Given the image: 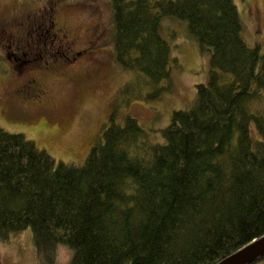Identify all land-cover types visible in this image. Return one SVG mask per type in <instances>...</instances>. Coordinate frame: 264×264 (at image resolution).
Returning <instances> with one entry per match:
<instances>
[{"label":"trees","instance_id":"obj_1","mask_svg":"<svg viewBox=\"0 0 264 264\" xmlns=\"http://www.w3.org/2000/svg\"><path fill=\"white\" fill-rule=\"evenodd\" d=\"M107 3L116 60L145 98L171 89L165 17L210 52L209 80L161 143L116 108L81 166L0 126V240L31 229L38 264H61L62 246L68 264H217L264 236V53L234 0Z\"/></svg>","mask_w":264,"mask_h":264},{"label":"rangeland","instance_id":"obj_2","mask_svg":"<svg viewBox=\"0 0 264 264\" xmlns=\"http://www.w3.org/2000/svg\"><path fill=\"white\" fill-rule=\"evenodd\" d=\"M46 0H0V19L38 14ZM108 0H64L59 16L81 32V47L91 40L86 57L74 68L53 72L46 79L45 104L30 103L20 93L12 92L19 72L5 58L0 37V126L12 133H23L57 161L81 166L91 148L102 139L111 113L118 109V120L135 117L150 143L164 142L162 130L176 110L190 107L196 98V86L210 77V52L203 50L189 33L183 20L162 19V35L177 58L171 69V89L161 98L148 99L138 83L142 77L125 70L115 57L113 39L115 22ZM243 35L250 46L260 45L264 53V0H234ZM41 11L39 12V14ZM104 43V50L93 51L94 27ZM92 29V30H91ZM88 39V40H87ZM101 44L97 41V45ZM43 45V42H42ZM49 45V44H48ZM96 50V49H95ZM59 59H52L53 62ZM43 63V62H42ZM132 86L129 89V85ZM134 88V89H133ZM136 90L140 91L139 94ZM26 96V94H25ZM72 250L61 248V264H68ZM0 264H38L32 243V230L26 229L0 240ZM264 264V261L259 263Z\"/></svg>","mask_w":264,"mask_h":264},{"label":"flooded vegetation","instance_id":"obj_3","mask_svg":"<svg viewBox=\"0 0 264 264\" xmlns=\"http://www.w3.org/2000/svg\"><path fill=\"white\" fill-rule=\"evenodd\" d=\"M63 1L46 0L34 12L38 13L36 15L27 13L18 18L0 19V37L3 39L1 49L10 66L19 72L17 84L11 90L20 93L18 95L25 93L26 96H22L30 100V103L45 104L47 77L53 72L80 65L82 60L79 58L86 57L92 48V39H87L86 47L80 44L81 33H86V29L77 32L82 27L72 28L69 20L59 16ZM99 28H93V36L96 37L93 42L94 52L104 50L109 43V37L105 43L101 41ZM97 41L101 44L97 45ZM52 59L59 60L53 62Z\"/></svg>","mask_w":264,"mask_h":264},{"label":"water","instance_id":"obj_4","mask_svg":"<svg viewBox=\"0 0 264 264\" xmlns=\"http://www.w3.org/2000/svg\"><path fill=\"white\" fill-rule=\"evenodd\" d=\"M264 256V236L252 241L217 264H252Z\"/></svg>","mask_w":264,"mask_h":264}]
</instances>
